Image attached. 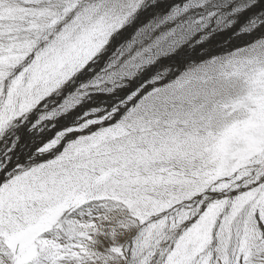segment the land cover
Instances as JSON below:
<instances>
[{"label": "snow or ice", "instance_id": "snow-or-ice-1", "mask_svg": "<svg viewBox=\"0 0 264 264\" xmlns=\"http://www.w3.org/2000/svg\"><path fill=\"white\" fill-rule=\"evenodd\" d=\"M0 264H264V0H0Z\"/></svg>", "mask_w": 264, "mask_h": 264}]
</instances>
